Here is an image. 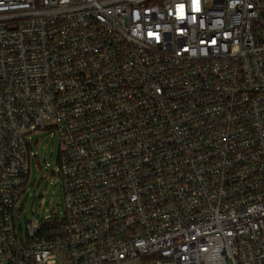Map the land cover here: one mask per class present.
<instances>
[{
    "label": "built area",
    "instance_id": "1",
    "mask_svg": "<svg viewBox=\"0 0 264 264\" xmlns=\"http://www.w3.org/2000/svg\"><path fill=\"white\" fill-rule=\"evenodd\" d=\"M0 264H264V0H0Z\"/></svg>",
    "mask_w": 264,
    "mask_h": 264
},
{
    "label": "rangeland",
    "instance_id": "2",
    "mask_svg": "<svg viewBox=\"0 0 264 264\" xmlns=\"http://www.w3.org/2000/svg\"><path fill=\"white\" fill-rule=\"evenodd\" d=\"M34 138L40 140L39 156L32 161V172L27 192L18 205L17 219L25 226L26 221L33 218L60 213L65 210L64 197L60 186L49 175L47 164H53L59 171V147L48 132H39Z\"/></svg>",
    "mask_w": 264,
    "mask_h": 264
}]
</instances>
